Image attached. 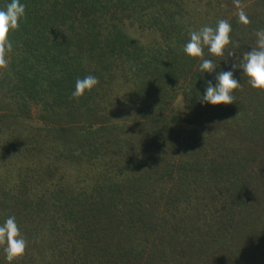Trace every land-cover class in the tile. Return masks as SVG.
Returning a JSON list of instances; mask_svg holds the SVG:
<instances>
[{"label":"rangeland","instance_id":"rangeland-1","mask_svg":"<svg viewBox=\"0 0 264 264\" xmlns=\"http://www.w3.org/2000/svg\"><path fill=\"white\" fill-rule=\"evenodd\" d=\"M183 1L185 7L174 16L181 25L179 39L169 35L165 37L161 31L163 24L158 23L154 27L153 16L145 13L144 10L148 9L158 14V6L150 4L159 3H145L142 10L131 5L130 0L106 1L105 5L110 7L104 15H113L108 17L111 28H119L135 44L131 51V56L135 58L132 59L133 64L141 66L149 60V65L159 67L153 61L156 55L151 54L156 46L167 47L171 42L177 43L182 39L187 42L190 32L205 25L214 27L224 17L230 20L238 15L237 20L240 22L241 11L247 19L264 13V0H222L220 6L217 0H213L218 6L216 8L224 10L218 16H215L214 10L211 16L204 13V4L209 0ZM234 42H230L225 55L221 57L222 64L231 66L234 57H229L228 53L242 57L245 53L243 50L251 44L248 42V45L240 46ZM110 58L106 53L103 58L97 53L93 57V71L97 72L94 76L99 79L90 107L94 117L93 122H84L80 129L63 133L64 129L54 124L63 123L68 118L58 110L49 111L44 105L45 101L32 104L29 116L11 114L8 109H14V100L19 96L2 97L0 93V223L9 216L16 217L20 233L27 241L23 254L25 261L57 264L55 257L60 248L69 249L72 243L64 231L60 233L56 226L54 229L62 237L61 241L57 243L50 236L48 211L36 206L39 200L42 201L41 198L48 199L59 214L75 212L88 222H93L94 215L102 212L96 207L100 200L109 201L112 196L126 198L131 192L140 196L145 194L127 181L131 176L147 178L143 175L151 173L154 164L167 161L172 164L177 159L187 161L199 153L198 150L194 151L196 154L190 152L187 141L191 134L205 140V151L222 144L226 148L240 150V154H254L264 162V134L252 141L244 140L232 129L227 118H212L220 116L218 106H201L197 92L191 91L189 87L183 93V87H179V84L171 89L169 85L166 86V101H169L166 115L157 121L154 119V122L149 120V112L145 116L148 119L143 117L141 112L145 110L140 111L142 90L138 87L141 81L125 70L128 66L125 57L115 54ZM234 75L238 79H241V75L245 77L239 69L235 70ZM244 79L248 80L247 77ZM161 83H168V79ZM0 90L4 92V89ZM199 107L206 111L204 115L198 112ZM95 150L96 155L93 154ZM171 171L170 168L164 170L163 176L152 187L157 189L155 200L163 214L171 215L170 210L175 213L172 219V223L176 222V232L172 229L174 240L167 243L170 249L178 241L181 246L190 244L197 253L200 252L202 259L207 254L212 256L211 263L204 264H221L224 258L228 259L225 264H231L230 261L240 264L237 262L235 246H251L245 256H250L247 253L252 251L254 257H246L247 263L264 264V173L258 174L255 187L246 190V205L241 204L238 209L228 212L222 208L223 201L210 197L208 191L203 194L196 192L189 182L184 184V188L181 187L183 176L178 177L176 171L175 178H171ZM145 183L143 179V185ZM15 188L18 193L13 194ZM169 190L175 194L172 198H179L175 204L173 199H167ZM17 194L18 208L14 206V201H18ZM143 197L149 198L148 195ZM106 201L102 214L109 216V222L112 221L118 233L115 240L109 235L106 237L108 246H111L107 257H111L115 245L127 244L125 238L120 236V226L127 230L128 220H119L118 207ZM240 217L250 222L244 226ZM219 232L223 235L222 239L218 237ZM168 239L169 236H166L165 240ZM93 246L97 248L95 242ZM1 248L4 245H0V251ZM105 250L104 247L99 251ZM173 251L175 253L174 248ZM158 264L167 263L161 259Z\"/></svg>","mask_w":264,"mask_h":264},{"label":"trees","instance_id":"trees-1","mask_svg":"<svg viewBox=\"0 0 264 264\" xmlns=\"http://www.w3.org/2000/svg\"><path fill=\"white\" fill-rule=\"evenodd\" d=\"M106 1L21 0L26 7V15L20 22L19 28L9 34L13 47L6 56L7 65L0 67V89H4V92L0 90V93L3 94L2 97L19 96L14 100V109H8L11 114L29 116L28 111L32 104L45 101L44 105L49 111L58 110L62 116L68 118L63 123L54 124L60 125L64 129L63 133L70 132L75 128L80 129L84 122H93L94 115L90 107L94 101L95 88L78 99L73 98L71 94L78 78L97 73L93 71L95 53L99 54L101 58L105 56V53L109 58L115 54L118 57L126 58L125 62L127 61L128 66L125 70L141 81L138 86L142 90L140 111L145 110L143 113L141 112V115L145 117L146 112H149L148 117L151 122L166 115V108L169 106V101H166L168 93L166 86L169 85V89H171L174 85L179 84V87H183V93L188 87L191 91L199 90L200 93H203L205 80H212L215 74L212 76L204 74L203 76V73L199 71L200 59L184 54L183 47L186 43V40L183 41L184 39L178 40L177 43L171 42L172 44H168L167 47L159 45L154 48L151 54L156 55L153 61L157 65L159 64V67L149 65V60H146L141 66L133 64L132 59L135 58L131 56V51L135 44L119 28L114 26L111 28L112 25L109 24L108 17L113 15L108 17L104 15L110 7V5H105ZM8 2L10 0H0V8ZM149 2L159 3V5L150 4V6H158V14H154L148 9L144 10L147 15L153 16L154 27L158 23L163 24L161 31L163 30L165 37L169 35V37L174 36L179 39L181 25L176 22L174 16L185 7L184 1L130 0L131 5L142 10L145 3ZM221 2L222 0L216 1L219 6ZM216 7L218 6L213 3V0L206 1L204 13L209 16L215 13V16H218L224 10L221 7ZM155 17L160 19L156 20ZM237 17L238 15L230 20L226 17L223 18L231 25V41L237 42L240 46L251 43L246 47L247 49L243 50L250 51L256 47L255 33L264 29V13L249 18L247 24L238 22ZM204 58L217 61V67H219L217 71L231 70L230 65L222 64L221 57L210 56L207 48L204 49ZM166 61L168 62L166 63ZM234 77L240 82V87L233 93L234 103L218 105L217 111L220 116L212 118L216 120L227 118L235 132L239 133L244 140L252 141L256 136L264 134V91L253 89L242 75L241 79L235 75ZM166 79H168V83H161ZM154 106L157 108L155 109ZM203 110L202 107H199L198 112H202L201 114L204 115L206 111ZM210 115H212L211 111ZM148 117L145 118L148 119ZM187 144L190 152L198 150L199 153L194 152L196 155L187 161L177 159L172 164L170 161L154 164L153 171L143 175L147 178L140 179L136 176L125 178L130 184L142 189L145 192L143 196L148 195L149 198L145 199V197L131 192L126 198L112 196L109 201L102 199L96 204V207L102 212L105 201L112 206L115 204L118 207L119 220H128L127 230L120 226V236L125 238L127 244L125 245L123 242L124 246L115 245L111 257H107L111 246H108L109 241H106V237L109 235L112 240H115L118 233L112 225V221L109 222V216L101 212L102 215H94L93 222H88L84 216L76 215L75 212L59 214V211L53 209V205L51 206L48 199L41 198L42 201L39 200L36 206L48 211L50 236L57 243L61 241L62 237L54 229L56 226L57 230L60 233L64 231L69 241L72 242L69 249L60 248L55 257L56 263L158 264V261L163 259L167 264H204L211 261L212 256L207 254L202 259L199 255L200 252L197 253L190 244L181 246V243L177 241L170 249L168 244L174 240L172 229L174 233L176 232V222L172 223L175 213L170 210L171 215L163 214L159 203L155 200L157 189L152 187L158 182V178L163 176L164 170L170 168L172 170L171 178H175L176 171L178 177L183 176L181 187L184 188V184L189 182L196 192L203 194L208 191L210 197L213 196L223 201L222 208L224 210L233 212L241 204L246 205V190L255 187L258 174L264 173L262 168L264 162L254 154L250 155L246 152L240 154V150L229 149L222 144L205 151L206 149H203V145H206L205 140L201 136L193 134ZM93 152V154H97L96 150ZM253 166L259 168L254 169ZM143 179L147 184L143 185ZM172 192L173 190H169L166 196L168 200L173 199L175 204L179 198L177 200V197L172 198V196L175 197ZM14 193H18L16 188ZM18 202L19 196L18 201H14V206L17 208ZM241 220L244 226L250 222L245 217ZM219 229H221L220 226ZM220 233H218V237L222 239L223 235ZM155 234L159 235L154 237ZM166 236H169L168 241L165 240ZM232 239L233 237L230 238V240ZM93 242L97 244L96 249ZM249 243L251 245V241ZM63 244L67 245V243ZM104 247L106 248L105 252L99 251ZM250 247L235 246L237 262L248 264L247 258L254 257L252 251L247 253L250 256H245ZM3 249L1 248L0 251V264H9ZM225 249L223 246V250ZM242 257L244 258L242 259ZM227 260L226 258L222 259L221 264H225ZM230 263L233 264L231 261ZM12 264L36 263L25 261L22 255Z\"/></svg>","mask_w":264,"mask_h":264},{"label":"clouds","instance_id":"clouds-1","mask_svg":"<svg viewBox=\"0 0 264 264\" xmlns=\"http://www.w3.org/2000/svg\"><path fill=\"white\" fill-rule=\"evenodd\" d=\"M26 7L21 0H10L0 8V67L7 65L6 56L12 50L9 34L19 28L20 22L25 18ZM240 20L249 23L243 11L239 13ZM231 25L226 20H218L215 27L203 26L192 31L183 47L186 56L199 58V71L208 76L214 75L212 80L206 79L203 94L197 90V99L201 106L229 105L234 103V90L240 87V82L234 77L236 69L242 71L247 77L249 85L256 90L264 91V29L255 33L256 47L245 52L242 57H236L229 52V57H234L231 70L217 71V61L204 58V49L212 57H223L227 46L230 44ZM99 84V79L94 75L78 78L72 92L73 98H80L86 92H91ZM0 245H4L5 258L12 264L22 256L27 247V241L21 235L15 216L7 217L0 223Z\"/></svg>","mask_w":264,"mask_h":264}]
</instances>
